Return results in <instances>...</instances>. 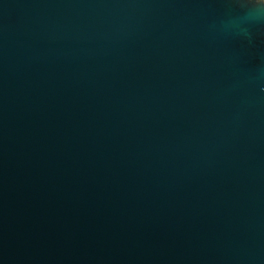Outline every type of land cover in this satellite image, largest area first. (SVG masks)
<instances>
[{
	"label": "water",
	"instance_id": "1",
	"mask_svg": "<svg viewBox=\"0 0 264 264\" xmlns=\"http://www.w3.org/2000/svg\"><path fill=\"white\" fill-rule=\"evenodd\" d=\"M264 0H0V264H264Z\"/></svg>",
	"mask_w": 264,
	"mask_h": 264
},
{
	"label": "clouds",
	"instance_id": "2",
	"mask_svg": "<svg viewBox=\"0 0 264 264\" xmlns=\"http://www.w3.org/2000/svg\"><path fill=\"white\" fill-rule=\"evenodd\" d=\"M256 20L258 23L264 22V11H262L256 15Z\"/></svg>",
	"mask_w": 264,
	"mask_h": 264
}]
</instances>
